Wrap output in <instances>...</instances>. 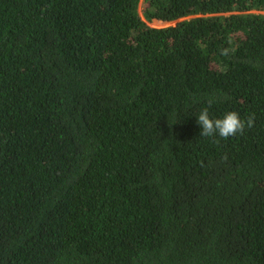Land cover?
Listing matches in <instances>:
<instances>
[{"label": "trees", "instance_id": "trees-1", "mask_svg": "<svg viewBox=\"0 0 264 264\" xmlns=\"http://www.w3.org/2000/svg\"><path fill=\"white\" fill-rule=\"evenodd\" d=\"M0 264H264V0H0Z\"/></svg>", "mask_w": 264, "mask_h": 264}, {"label": "clouds", "instance_id": "clouds-1", "mask_svg": "<svg viewBox=\"0 0 264 264\" xmlns=\"http://www.w3.org/2000/svg\"><path fill=\"white\" fill-rule=\"evenodd\" d=\"M196 121L201 128L200 136L212 137L218 135L224 139L242 134L246 127L250 128L254 124L252 116L242 120L235 111L225 113L222 118L212 119L209 116L208 107L200 110Z\"/></svg>", "mask_w": 264, "mask_h": 264}, {"label": "rangeland", "instance_id": "rangeland-1", "mask_svg": "<svg viewBox=\"0 0 264 264\" xmlns=\"http://www.w3.org/2000/svg\"><path fill=\"white\" fill-rule=\"evenodd\" d=\"M173 24H175V21L174 22H159V21L154 20L150 25L154 27H165V26H169Z\"/></svg>", "mask_w": 264, "mask_h": 264}]
</instances>
